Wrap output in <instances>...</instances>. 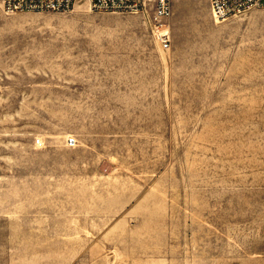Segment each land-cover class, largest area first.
<instances>
[{
    "label": "rangeland",
    "instance_id": "1",
    "mask_svg": "<svg viewBox=\"0 0 264 264\" xmlns=\"http://www.w3.org/2000/svg\"><path fill=\"white\" fill-rule=\"evenodd\" d=\"M150 17L0 5V264H264V8Z\"/></svg>",
    "mask_w": 264,
    "mask_h": 264
},
{
    "label": "built area",
    "instance_id": "2",
    "mask_svg": "<svg viewBox=\"0 0 264 264\" xmlns=\"http://www.w3.org/2000/svg\"><path fill=\"white\" fill-rule=\"evenodd\" d=\"M90 13L136 15L151 9L150 28L157 45L167 50L169 33L166 21L171 14V0H84ZM216 23L239 17L252 9L264 8V0H207ZM76 0H0L6 16L20 13H70Z\"/></svg>",
    "mask_w": 264,
    "mask_h": 264
}]
</instances>
